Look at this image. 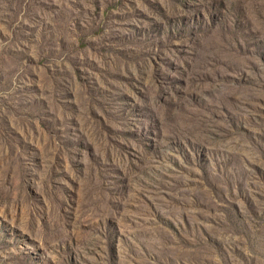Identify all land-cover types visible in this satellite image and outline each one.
Wrapping results in <instances>:
<instances>
[{
    "label": "rangeland",
    "instance_id": "rangeland-1",
    "mask_svg": "<svg viewBox=\"0 0 264 264\" xmlns=\"http://www.w3.org/2000/svg\"><path fill=\"white\" fill-rule=\"evenodd\" d=\"M0 264H264V0H0Z\"/></svg>",
    "mask_w": 264,
    "mask_h": 264
}]
</instances>
